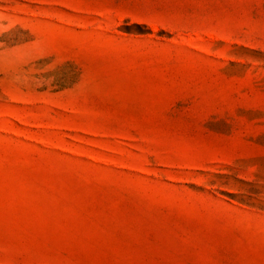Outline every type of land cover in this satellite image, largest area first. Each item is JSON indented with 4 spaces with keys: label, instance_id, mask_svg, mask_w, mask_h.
<instances>
[{
    "label": "rangeland",
    "instance_id": "rangeland-1",
    "mask_svg": "<svg viewBox=\"0 0 264 264\" xmlns=\"http://www.w3.org/2000/svg\"><path fill=\"white\" fill-rule=\"evenodd\" d=\"M0 264H264V0H0Z\"/></svg>",
    "mask_w": 264,
    "mask_h": 264
}]
</instances>
